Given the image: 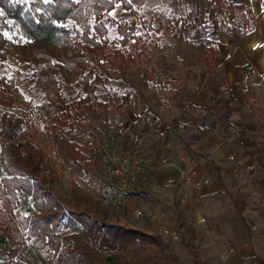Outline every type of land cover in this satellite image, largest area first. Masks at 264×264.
Segmentation results:
<instances>
[{
	"label": "rangeland",
	"instance_id": "374dc122",
	"mask_svg": "<svg viewBox=\"0 0 264 264\" xmlns=\"http://www.w3.org/2000/svg\"><path fill=\"white\" fill-rule=\"evenodd\" d=\"M205 1L128 0L134 13L117 1L108 11L105 19L107 43L102 50L87 54V66L100 76L96 82L97 97L107 106L99 107L97 112L82 118L87 132L82 131L77 123L72 130L82 150L91 147L86 151L94 163L95 173L87 175L84 183L99 196L103 186L108 191L100 174L112 155L171 157L173 152H168L161 144L165 133H170L178 146L185 147L193 139L189 126L194 120L192 116L200 113L203 117H210L216 114V110H209V103L218 98L230 99V93L224 90L223 62L213 59L214 53L208 50V44L222 51L225 40L237 35L239 30L227 20L224 12L215 15L218 24L216 34L211 32L212 21L207 14L203 24L188 19L187 12L198 15ZM218 1L224 6L227 1L245 0ZM132 18L137 29L135 42L129 50L118 41L115 22H129ZM35 68L34 63L26 68L20 67L11 54L0 58V95L6 94L12 99L7 106L0 104V112L3 108L8 109L13 116L23 118L15 139L28 140L46 154L48 163L43 165L41 176L49 187L57 190L63 209L67 210L65 207L71 199L67 195L72 190L69 177L72 172L45 134V127L52 121L39 117L35 111V105L42 99V91L35 88L29 79ZM77 92L78 87L73 83L62 86V93L69 101L76 98ZM125 93L128 100L117 108L116 104ZM90 134L94 136V142ZM156 152L158 154H154ZM94 201L99 202L97 199ZM114 205L110 198L93 207L98 216L106 215L107 220L116 221L118 212ZM27 206L23 203L21 208L26 211ZM59 231L66 233L76 229L63 221ZM28 243L29 249L20 253L24 264H56L55 257L48 258L43 250L35 248L30 241ZM1 245L8 247L10 241L5 240ZM85 246L99 264H137L141 253L135 248L128 252L104 254L88 242ZM153 256L156 264H170L167 259L172 253L166 241L154 247Z\"/></svg>",
	"mask_w": 264,
	"mask_h": 264
},
{
	"label": "trees",
	"instance_id": "16d2710c",
	"mask_svg": "<svg viewBox=\"0 0 264 264\" xmlns=\"http://www.w3.org/2000/svg\"><path fill=\"white\" fill-rule=\"evenodd\" d=\"M117 1L135 12L128 0H0V58L11 54L22 68L36 64L29 79L42 91V99L35 111L52 121L45 127V134L63 163L79 175H94L95 166L86 151L91 147L82 150L74 138V125L87 132L82 118L107 106L97 97L100 76L87 66V54L105 47V19ZM222 12L239 31L253 24L245 1H227L222 6L218 0H206L201 13L188 11L186 16L203 24L207 14L212 21L211 32L216 34L215 15ZM115 28L120 44L131 50L135 19L117 21ZM208 50L216 60L217 50L211 44ZM71 83L78 92L69 101L62 86ZM128 98L123 94L116 107L121 108ZM11 102L9 95H0L1 105ZM22 121L8 109L0 112V264H24L20 253L29 249L28 241L48 258L55 257L56 264H99L86 242L104 254L139 248L137 264H148L150 244L158 241L156 235L85 211L63 209L59 197L41 176L43 165L48 163L46 154L28 140L15 139ZM90 136L94 142V136ZM23 203L28 205L26 211L21 208ZM63 221L76 231L61 233L59 225ZM5 240L10 241L8 247L1 245Z\"/></svg>",
	"mask_w": 264,
	"mask_h": 264
},
{
	"label": "crops",
	"instance_id": "0c3cea01",
	"mask_svg": "<svg viewBox=\"0 0 264 264\" xmlns=\"http://www.w3.org/2000/svg\"><path fill=\"white\" fill-rule=\"evenodd\" d=\"M245 2L252 26L217 49L230 99L209 103L216 110L210 117L192 116L193 139L185 147L165 133L161 144L173 155L147 184L107 195L103 186L99 196L84 183L87 175L69 168L65 208L156 235L148 264H156L153 249L161 241L170 246V264H264V0ZM110 198L116 221L94 211Z\"/></svg>",
	"mask_w": 264,
	"mask_h": 264
},
{
	"label": "built area",
	"instance_id": "2783aa9c",
	"mask_svg": "<svg viewBox=\"0 0 264 264\" xmlns=\"http://www.w3.org/2000/svg\"><path fill=\"white\" fill-rule=\"evenodd\" d=\"M168 156L153 158L136 154H117L104 163L100 178L107 184L108 189L132 190L147 184L154 170L167 164ZM110 189V190H111ZM108 191L105 195H107Z\"/></svg>",
	"mask_w": 264,
	"mask_h": 264
}]
</instances>
